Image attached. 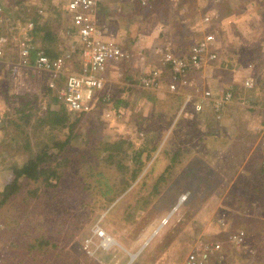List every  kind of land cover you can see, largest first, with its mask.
Returning a JSON list of instances; mask_svg holds the SVG:
<instances>
[{
    "label": "rangeland",
    "instance_id": "1",
    "mask_svg": "<svg viewBox=\"0 0 264 264\" xmlns=\"http://www.w3.org/2000/svg\"><path fill=\"white\" fill-rule=\"evenodd\" d=\"M0 1L14 21L12 37H25L23 24L32 20L36 7L43 29L34 44L62 52L67 18L63 24L65 15L56 10L65 0H55L51 9L47 5L53 0ZM216 1L192 0L193 21L201 32L191 36L192 44L208 34L221 49L239 36L250 35L248 43L254 42L236 56L223 57L216 48L218 58L208 64L207 76L217 73L222 89L236 96L220 113L197 114L192 108L197 98L181 113L186 97L170 93L168 81L159 92L136 87L140 75L155 66L156 54L182 44L176 24L169 23L179 15L172 0H130L129 6L111 8L115 39L129 58L108 68L110 103L96 106L79 122V115L68 114L69 122H76L73 128L42 122L64 114L45 72L20 66L13 52L0 60V194L8 185L16 188L15 172L30 158L21 146L28 131L34 140L51 143L72 134L70 143L46 153L48 161L40 166L58 168L60 183L51 178L50 185L35 184L38 196L25 204L12 202L16 196L12 203L0 197V264H187L202 243L222 245L209 264H264V0ZM208 10L236 12L231 27L216 29L212 22L204 29ZM259 11L256 19L233 28L236 17L242 22ZM65 66L69 73L83 68L78 58ZM250 71L257 85L245 91ZM201 76L193 78L203 82ZM192 83L203 92V85ZM20 108L28 123L19 121ZM34 152L41 150L34 146ZM97 226L114 239L111 249L101 246ZM240 232L245 241L238 247L230 236Z\"/></svg>",
    "mask_w": 264,
    "mask_h": 264
},
{
    "label": "built area",
    "instance_id": "2",
    "mask_svg": "<svg viewBox=\"0 0 264 264\" xmlns=\"http://www.w3.org/2000/svg\"><path fill=\"white\" fill-rule=\"evenodd\" d=\"M142 1L143 3L148 2V0ZM104 2L105 0H68L65 6L68 23L63 31V37L73 39V44L66 54L52 59L43 49L34 44L32 31L35 24L32 21L23 24L24 38L12 37L15 29L14 21L0 1V60L5 59L7 54L13 52L17 55L20 66L32 67L35 70L57 76L65 72L66 61L80 57L83 68L79 72L67 74L65 88L60 92V99L73 113L85 115L90 114L101 100L110 103L111 98L106 93L109 81L104 74L108 71L110 64L127 60L129 54L118 44L115 34L102 27L98 9ZM209 21L210 19L207 18L206 22ZM5 28L9 30V33L5 31ZM215 44V36L208 34L192 46L188 57H178L172 52L162 53L158 62L161 67H166V70L158 67L147 74H142L139 77L138 85L144 89L157 90L163 85L164 79H167L169 81L168 89L173 93L179 92L185 86L187 89L191 88L185 95L186 102L183 111L194 98H197L198 100L193 105L196 112H202L205 108L210 107L215 113H220L223 108L233 104L236 98L234 92L227 90L218 97H214L213 92L209 90L200 93L199 90L192 89V83L188 79L190 71H200L205 65L216 61L218 54L216 51H211ZM262 70L264 71V66ZM256 85L257 80L250 71L244 80V90H254ZM49 86L54 88L55 84L51 82ZM107 116H110V113ZM94 233L102 238L101 246L105 250L114 246V239L99 226ZM230 240L239 247L245 241V233L233 234L230 236ZM89 243L90 241L87 240V245ZM221 249L222 245L220 244L202 243L201 246L190 252L187 264H209Z\"/></svg>",
    "mask_w": 264,
    "mask_h": 264
},
{
    "label": "crops",
    "instance_id": "3",
    "mask_svg": "<svg viewBox=\"0 0 264 264\" xmlns=\"http://www.w3.org/2000/svg\"><path fill=\"white\" fill-rule=\"evenodd\" d=\"M111 1H113V0H105V2L104 3H102L100 6H99V9H98V12H99V14H100V17H101V22H102V27L103 28H107L108 29V32H111V33H114L115 34V36L118 34V32H117V28H118V26H117V24L115 25L114 23H113V20H112V17H111V8H113V6L115 7V8H121V7H123V5H130L131 4V2H130V0H114L113 1V3L114 2H116L115 4H110L111 3ZM226 0H219V1H216V5H221L223 2H225ZM54 4L53 5H55V0H53L52 1ZM125 3H127V4H125ZM170 3H172L171 5H174L175 7V10H177L176 11V13L177 14H179L178 16H176V17H173V20L171 19V20H169V23H170V21H173V23H175L176 24V31H179V40L182 42V44H180V45H178L177 46V50H173V52L172 53H174L176 56H178V57H182V58H184V57H188V55L190 54V50H191V48H192V46L193 45H195L194 43L192 44V41H191V36H194L195 37V33L196 32H198V31H196L197 30V27H196V25H195V23H194V21H193V14L191 13V12H193L194 10H195V8H197L196 7V4H194L193 2H192V0H176V1H174V0H172V2H170ZM170 3H168V4H170ZM114 8V9H115ZM64 11H63V10ZM186 9H188L189 10V12H187L189 15H190V17L188 18V19H186L185 17H186V15L187 14H185V11H186ZM60 10V9H59ZM61 13L60 14H64L65 15V18H64V20H63V24H65L66 23V18H67V16H66V13H64L65 12V6L63 7V8H61ZM261 11H259V12H257V13H255L254 14V16L252 17V18H248V19H246V20H244V21H242L241 22V19L239 20V18L238 17H236V24L235 25H233V28H236L235 30H238L239 28H240V26H242V25H245V24H247L251 19H256V17H257V15L260 13ZM196 15V14H195ZM236 15V12H230L229 14L228 13H222V12H220V11H215V10H208V12L205 14V19H204V21L207 19V18H209L210 19V22H208V23H205V26H204V29H210L211 28V24H212V22L214 23V24H216V27H215V25H212L213 27H215L216 29L218 28V27H221V29H222V27H224L225 29H227V27L228 26H230L231 25V22L232 21H234L233 19L231 20L230 18H232V17H234ZM180 16V17H179ZM256 16V17H255ZM61 17V16H60ZM178 17V18H177ZM230 20H231V22H230ZM62 20H60V22H61ZM257 21H260V22H262V20L260 19V18H257ZM241 22V23H240ZM67 23H68V21H67ZM66 23V24H67ZM209 24H210V26H209ZM228 24V25H227ZM206 26H207V28H206ZM231 27V26H230ZM223 28V29H224ZM110 29H112V30H110ZM61 31V30H60ZM33 33H34V31H32ZM63 32V31H62ZM62 32H61V34L60 35H62V38H63V40H64V49L62 50V52L60 53V55L59 56H63L64 54H66V52H67V50L68 49H70V46L73 44V39H65L64 37H63V34H62ZM32 33V36L33 37H35V35ZM198 33H201V32H198ZM248 33L250 34V32L248 31ZM36 34V33H35ZM104 34V36L105 37H107V35L105 34V33H103ZM205 37V36H204ZM239 38H240V41H239ZM250 38L252 39V37L250 36V35H244V36H239V37H237V39H238V41L237 42H232L231 43V45L230 46H228V48H225V47H222V51H220V48H217V46H216V44H217V42H216V44L214 45V47L211 49V51H216V48L218 49V53L220 52L221 54H222V56L223 57H225V56H236L238 53H240L242 50H245V49H247V48H249L250 47V45H252V44H254V42H251V43H248V41L250 40ZM203 39V38H202ZM201 39V40H202ZM248 39V40H247ZM247 40V41H246ZM200 41V40H199ZM199 41H197V42H199ZM246 41V42H245ZM196 42V43H197ZM174 46H176V45H174ZM262 49H263V47H261ZM162 52H161V54L162 53H166V51H163V50H161ZM168 52H171V51H168ZM217 52V51H216ZM154 53H156V52H154ZM158 53V52H157ZM219 53V54H220ZM159 56H160V54H156V56L154 57L155 59H154V65L155 66H153V68L152 69H154V68H158V67H161V65L159 64V62H158V59H159ZM76 58H78L80 61H81V63L83 64V62H82V58H80V57H76ZM75 58V59H76ZM75 59H72V60H69L70 62L71 61H75ZM220 59V58H219ZM122 62H115V63H112V64H110V67H113V66H115V65H117V66H119L120 64H121ZM109 67V68H110ZM161 68H163V67H161ZM207 68H208V64L207 65H205V67L202 69V70H200V71H195V70H193V71H190L189 72V74H188V79H189V81L192 83V82H194L196 85H198L199 87H200V85L202 86L203 85V88H201V91H203L204 92V90H207L206 89V86L209 84L210 85V87L211 88H215V90H214V92H213V95H214V97H218L221 93H224L226 90H224V89H222V85H221V79H219L218 78V75H217V73H216V75L212 78L211 76H207V74H206V71H207ZM111 69V68H110ZM151 69V70H152ZM168 69V68H167ZM65 72L63 73V74H61V75H53V74H50V73H44V74H46L48 77H50V81H48L49 83H51V82H53L54 84H55V87L54 88H51L50 86H49V83H48V87H49V89H51L52 91H54V92H56L57 93V97L58 98H60V92L61 91H63L64 90V88H65V84H66V78H67V74L69 73V71H72V69L71 68H67V66H65ZM163 70H166V67L165 68H163ZM168 70H170V69H168ZM80 71V70H79ZM79 71H76V72H79ZM110 72V70L109 71H107L105 74H104V76L106 77V79L109 81V83H113V81H112V79L110 78V75L108 74ZM148 72H150V71H148ZM147 71H145L144 73L145 74H147L148 73ZM120 72H118L117 71V74L115 73V75H116V78L118 77V75L120 76V74H119ZM195 73H199L200 75L202 74V76H201V79L202 80H204L203 82H201L200 80H195L194 78H193V75L195 74ZM141 76V75H140ZM217 76V77H216ZM109 78V79H108ZM193 79V80H192ZM164 81H168V80H166V79H164ZM169 82V81H168ZM206 83H208V84H206ZM109 85V84H108ZM167 85V89H168V84H166ZM209 85L207 86V87H209ZM191 86L193 87V83L191 84ZM136 87H139L140 89H142V90H151V89H144V88H141L139 85H136ZM162 87L163 86H161L159 89H157V90H153V91H157V92H159L160 91V89H162ZM181 89H183V91H181V90H179V93L177 92L176 94H181V99H183V98H185V95L184 94H186L187 92H188V90H191V88L190 89H187V87L185 86L184 88H181ZM192 89H194V88H192ZM107 90V89H106ZM194 90H196V89H194ZM50 91V90H49ZM169 91V90H168ZM170 93H173V92H171V91H169ZM200 92V91H199ZM200 93H202V92H200ZM202 95V94H201ZM180 96V95H179ZM61 100V99H60ZM101 104V101H100V103H99V105ZM194 105V104H193ZM232 105V104H231ZM231 105H228V108L231 106ZM190 106V105H189ZM66 107V109H67V111H68V113H71V114H75V115H78V114H76V113H73L72 111H70V109L67 107V106H65ZM192 108H193V110H194V106H192ZM228 108H226V109H228ZM210 109H212V108H206L205 109V111H206V113H208L209 112V110ZM195 111V110H194ZM196 112V111H195ZM212 112V111H211ZM181 113H183V108H182V110H181ZM197 113V112H196ZM198 114V113H197ZM80 115V114H79ZM208 117H211V116H208ZM220 253V252H219Z\"/></svg>",
    "mask_w": 264,
    "mask_h": 264
},
{
    "label": "trees",
    "instance_id": "4",
    "mask_svg": "<svg viewBox=\"0 0 264 264\" xmlns=\"http://www.w3.org/2000/svg\"><path fill=\"white\" fill-rule=\"evenodd\" d=\"M52 3H53L52 1H50V3H48L47 6H48L49 9L53 8V4ZM67 3H68V0H65L64 6H66ZM60 10L57 9L56 12L61 13ZM33 11H32V14L34 13V16H29L30 18H32V20H30V21H32L35 24V27H34V30H33L34 33L33 32L32 33L34 35H36V34L38 35L40 33V31L43 29V28L40 27V24H39V20H40L41 17H43V15H39L38 8H36V7H35V12H33ZM28 15H27V17H28ZM51 35H52L51 32H47V34H46L47 39H49V40L52 39ZM122 48H123V46H122ZM44 51L52 59H55V58L59 57V55H60V54H58V55L52 54L51 51L50 52L47 51V50H44ZM220 51H222L221 48H220ZM261 77H263V76H261ZM261 79H263V78H261ZM132 83H135V81H133ZM59 99L60 98H58V97L55 98L56 101L57 100L59 101ZM60 103L63 105L62 106V108H63L62 112L64 114L62 116H60L59 114H55V116L53 117V120H44L42 122L46 123L51 128H55V129L56 128H61V129L73 128L74 127L73 124L76 125V122H69L67 115L70 114V113H68V111H67V109L65 107L66 104L62 100H60ZM101 104H103L104 106L107 105V103L105 101H102V100H101ZM96 111L97 110L94 109L91 113L96 112ZM107 111H108V109L105 108V113H107ZM21 112H22V109L20 108L19 111L17 112L19 115H21L19 117V119H20L19 121L20 122L23 121L24 123H28V115L27 114H22ZM199 113H203V111L199 112ZM87 115H89V114H87ZM82 116H86V115L85 114H80L78 116L77 122L80 121ZM39 121L40 120H38V123H39ZM38 123L34 126L35 129H36ZM49 123H50V125H49ZM69 123H70V125H69ZM4 128L5 127H3L2 129L4 130ZM28 132H29L28 135L23 140L24 144H21V146H22V149H25L28 152V156L30 158L27 161V163L21 169H18L15 172V182L18 183L16 188H13V186L8 185L6 187V189L4 190V192H2L0 194V197H2L4 199L3 203L5 201L6 202H11L10 201L11 198L13 196H16L12 200V202H14L16 200H18V202H19V199H20L22 201V203L25 204V203H27V201L29 199L32 200L33 198L35 199L38 196L37 189L32 190L33 189L32 187H34L35 184H37L39 182H43L44 184L50 185L51 182H52L51 178L55 179L59 183L62 181V178L57 173L58 172V168L54 167V171H47L45 167H40V166L43 163H47V161H48V159H45L46 153H49L54 147H59L62 143H63V145L67 146L70 143V140H71L70 138H71L72 134L64 142L51 143V142H47V141L42 140V139H38L39 141L34 140L33 139V136H34L33 132L32 131H28ZM34 146L39 148L41 150V152H39V153L34 152ZM119 147H121V143L116 145L115 148H119ZM27 187H30V189L26 190ZM35 243L38 244L37 241ZM30 246H31V249H37V248L41 247L40 244L39 245L30 244Z\"/></svg>",
    "mask_w": 264,
    "mask_h": 264
}]
</instances>
